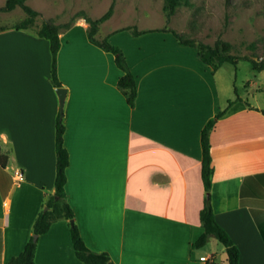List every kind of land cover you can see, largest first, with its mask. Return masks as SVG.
I'll use <instances>...</instances> for the list:
<instances>
[{
  "label": "crops",
  "instance_id": "crops-1",
  "mask_svg": "<svg viewBox=\"0 0 264 264\" xmlns=\"http://www.w3.org/2000/svg\"><path fill=\"white\" fill-rule=\"evenodd\" d=\"M88 28L81 17L61 29L57 55L67 89L66 191L87 246L107 251L115 264H205L203 255L227 264L224 245L212 241L220 259L193 244L203 232L201 131L237 89L239 98L211 130V201L239 247L240 264H264V69L240 92L218 75L222 66L213 71L172 32L116 35L100 25L96 38L108 35L120 46L136 75L132 106L118 88L124 72L115 54L93 43ZM51 70L48 38L34 28L0 31V145L8 156L0 166V264L23 250L55 192L60 100ZM35 259L86 264L67 219L38 236Z\"/></svg>",
  "mask_w": 264,
  "mask_h": 264
},
{
  "label": "trees",
  "instance_id": "trees-1",
  "mask_svg": "<svg viewBox=\"0 0 264 264\" xmlns=\"http://www.w3.org/2000/svg\"><path fill=\"white\" fill-rule=\"evenodd\" d=\"M116 0L112 1L109 9L100 17L92 18L84 15L85 19L89 23V38L104 50L111 51L115 54V61L118 67L123 70L122 76L118 80V88L126 96L127 101L134 106L138 85L137 78L134 72L131 70L126 55L123 49L112 43L107 35L103 39H97L96 33L102 22L110 18L114 11ZM181 4H190V0H164V11L166 12L167 19L170 20L175 13L177 7ZM20 6L25 12L26 17L20 21L7 26L0 24V31L7 28L15 29H27L33 28L35 25L36 17L40 12L31 6L27 0H5L3 5H0V11H10L15 7ZM70 25L67 24L68 28ZM62 25L53 21L44 20L42 24L36 29L39 36L46 37L50 40V47L52 51V70L51 80L55 86H61L62 82L59 79L57 73V55L61 46L60 32ZM131 29L134 34H140L151 30H168L172 32L181 44L192 46L196 49L199 58L211 67L213 71H216L226 62L237 64L239 59L243 58L249 60L254 71H261L264 69V61L252 58L248 55H237L232 53V43L218 37L214 44H209L203 41H196L194 38H188L182 36L174 28H153L138 30L137 27H126ZM236 97L230 99L228 106L220 109L212 117H210L205 123L201 131V148H202V166L201 175L205 188L204 205L200 211V219L203 227L202 234L195 240L194 246L199 248L207 243L211 237H216L225 247L227 254V264H240V250L237 244L234 242L228 231L220 225L217 221L212 201H211V188L212 178L214 173V165L212 163L211 153V130L216 121L225 114L227 108L239 98L237 89H235ZM264 113V109H262ZM66 125L64 116H58L56 121V134H55V149H56V175H55V192L50 195L43 203L42 209L39 211L33 225V234L46 233L52 223L58 219H67L70 225L71 238L75 253L77 257L86 264H115L107 251H95L90 249L85 243L79 226L75 221V214L71 204L68 201L66 183L68 180L67 167L70 163L69 151L64 145V133ZM8 156L2 151L0 145V166L5 167L7 164ZM249 178H253L249 176ZM247 179V178H246ZM247 181V180H246ZM245 185V182L243 183ZM242 196L245 198V190H242ZM48 208L45 209L44 207ZM262 236L264 238V229H262ZM38 238L35 240L33 235L30 236L26 242L23 250L12 256L7 264H38L36 262V249Z\"/></svg>",
  "mask_w": 264,
  "mask_h": 264
},
{
  "label": "rangeland",
  "instance_id": "rangeland-1",
  "mask_svg": "<svg viewBox=\"0 0 264 264\" xmlns=\"http://www.w3.org/2000/svg\"><path fill=\"white\" fill-rule=\"evenodd\" d=\"M112 1L27 0L40 12L34 29L44 20L58 23L64 29L84 15L98 18L109 9ZM4 3L5 0H0V5ZM24 17L26 12L17 6L10 11H0V24L10 26ZM102 23L105 32L117 31L116 35L134 26L174 28L184 37L209 44L222 37L232 43V53L264 61V0H190V4L179 5L170 20L164 11V0H116L112 15ZM255 74L250 61L243 58L237 64L226 62L218 71L219 76L227 77L240 92H243L244 81L254 78ZM212 241L223 247L220 240L211 237L199 248L205 254L216 253L221 259V250ZM223 256L227 258L225 250Z\"/></svg>",
  "mask_w": 264,
  "mask_h": 264
},
{
  "label": "water",
  "instance_id": "water-1",
  "mask_svg": "<svg viewBox=\"0 0 264 264\" xmlns=\"http://www.w3.org/2000/svg\"><path fill=\"white\" fill-rule=\"evenodd\" d=\"M56 92L59 96V100H60V116L62 117L64 115V105H65V99H66V93H67V89L66 87L63 86H58L56 87ZM48 207L46 206L45 209H47ZM38 234H34L33 237L36 240L38 238Z\"/></svg>",
  "mask_w": 264,
  "mask_h": 264
},
{
  "label": "built area",
  "instance_id": "built-area-1",
  "mask_svg": "<svg viewBox=\"0 0 264 264\" xmlns=\"http://www.w3.org/2000/svg\"><path fill=\"white\" fill-rule=\"evenodd\" d=\"M201 261H203L205 264H214L213 257L209 255L201 256Z\"/></svg>",
  "mask_w": 264,
  "mask_h": 264
}]
</instances>
